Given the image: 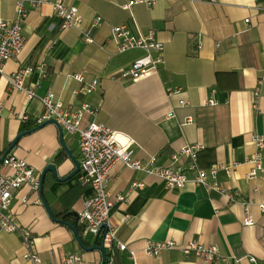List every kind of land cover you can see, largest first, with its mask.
Wrapping results in <instances>:
<instances>
[{
    "label": "crops",
    "instance_id": "0c3cea01",
    "mask_svg": "<svg viewBox=\"0 0 264 264\" xmlns=\"http://www.w3.org/2000/svg\"><path fill=\"white\" fill-rule=\"evenodd\" d=\"M54 1L28 6L22 29L26 45L16 60L6 64V74L26 66L41 67L26 78L37 96L28 99L0 78V152H6L23 123L37 122L44 112L40 98L49 92L71 109L89 104L94 112L85 114L84 124L99 121L130 135L136 159L156 157L158 165L168 166L173 152L186 144H201L202 167L230 169V173L220 169L216 181L234 200L192 182L170 188L155 176L116 163L108 181L114 200L111 222L118 240L128 248L120 251L118 262L133 264L129 255L134 251L135 264H207L179 249L163 251L159 257L144 253L148 242L174 239L179 244L198 240L217 245L220 254L230 258L219 264H264V211L259 208L264 202V171L254 178L247 176L253 169L249 159L256 151L252 135L264 138V83L258 106H253L254 90L264 77V0H145L128 10L124 5L132 0H69L84 20L68 29H61ZM15 3L0 0L1 18H16ZM97 18L99 24L92 26ZM121 25L135 36L153 31L164 43L158 74L138 79L122 76L144 51H119L113 30ZM77 73L86 81L99 79L100 85L87 93L83 83L71 77ZM212 100L215 104L209 103ZM24 115L30 119L23 120ZM59 135V127L47 124L22 136L11 153L25 159L37 175L54 163L65 178L75 164ZM62 136L80 161L79 135L63 129ZM134 182L144 185L132 190ZM78 183V174L59 181L51 172L45 175L44 199L64 222L51 218L39 189L27 185L14 193L11 205L16 220L32 229L42 264H68L67 255L72 253L82 257L80 264L102 263V252L84 250L67 224L75 221L70 212H81L94 194L91 188H82L68 209L62 197ZM247 204L255 220L252 226L243 222ZM83 238L86 247L101 243V238L90 234ZM24 253L20 233L0 229V264H29Z\"/></svg>",
    "mask_w": 264,
    "mask_h": 264
},
{
    "label": "built area",
    "instance_id": "2783aa9c",
    "mask_svg": "<svg viewBox=\"0 0 264 264\" xmlns=\"http://www.w3.org/2000/svg\"><path fill=\"white\" fill-rule=\"evenodd\" d=\"M68 1L55 0L52 3L55 16H58L62 21L61 29L79 27L84 20L78 7ZM206 1L210 3L217 2V0ZM45 2L47 0H17V3H15L17 12L15 19L9 21L0 16V78H6L11 90L25 94L28 99L35 98L37 94L34 87L26 83V78L36 68L41 69V67L26 66L6 74V64L10 60H16L26 45V37L22 29L23 22L29 12L28 6L35 8ZM144 2L146 1L132 0L124 5V9L128 10L132 5ZM147 4L151 5L152 3L147 2ZM246 21H249V19ZM98 24L99 18L92 22V26ZM113 32L120 52L131 49H142L144 51L143 56L136 59L129 68L122 71L123 77L138 79L159 73L160 65L164 62V43L157 39L153 31L142 36H135L128 27L121 25L115 27ZM71 77L83 83V88L87 93L95 91L100 85L99 79L93 78L86 81L82 73L73 74ZM263 83L264 77L258 80L257 87L254 90V108L258 106ZM40 100L44 112L37 119L38 124L49 119H55L63 129L79 135L80 172L78 173V182L81 186L89 187L94 192L91 197L85 200L84 207L79 212V223L84 225V234L89 233L99 238L103 236L106 252L111 254L105 264H117L114 256L115 251L128 249L125 243L118 240L117 228L111 222L114 200L108 189V181L115 164L118 162H122L133 170L155 176L163 180L170 188H183L192 182L203 185L208 190L219 191L227 196L229 200H234L232 193L216 181L220 169H225L227 173H230V169L222 165H213L209 168L202 167L198 161V154L203 147L201 144L193 143L182 146L178 151L172 153L170 157L172 164L168 166L158 165L156 157L142 161L134 157V140L130 135L115 130L105 123H99V121L84 124L85 114L94 112L89 104H83L80 109H71V107H65L53 92L47 93ZM209 103L215 104V101L212 100ZM29 119L28 115L23 116V120ZM251 140L255 144L256 151L253 157L249 159L253 169L247 176L254 178L259 172L264 171V138L259 134H253ZM39 176L36 174L35 168L30 166L25 159L19 158L13 153H9L0 163V229L20 233L25 248L23 258L29 264H42V259L36 251L35 236L31 231L32 229L20 225L16 220L11 204L17 190H21L27 185L32 186L34 190H38L40 186ZM142 185H144L143 182H134L131 189L133 190ZM118 199L122 200L123 198L119 196ZM259 208L264 211V202L259 203ZM243 222L247 226H252L255 223L249 211V204L245 206ZM104 225H106V228H104ZM171 249H179L186 256L193 254L197 259L204 260L207 264H219L230 259L220 254L217 245H206L198 240H190L185 244H179L174 239L151 241L147 243L144 253L148 256L159 257L163 251H171ZM67 256L66 263L68 264H80L82 262V257L76 253ZM129 256L135 264L134 251H130ZM251 260L255 262L256 258L252 257Z\"/></svg>",
    "mask_w": 264,
    "mask_h": 264
},
{
    "label": "water",
    "instance_id": "95a60500",
    "mask_svg": "<svg viewBox=\"0 0 264 264\" xmlns=\"http://www.w3.org/2000/svg\"><path fill=\"white\" fill-rule=\"evenodd\" d=\"M50 123H53L55 124L57 127H59V131H60V142L63 146V149H65L68 154L70 155V157L72 158L74 164H75V168H74V171L72 170L70 172V174L66 175L65 178H62L59 174V167L58 165L54 164V163H50L48 164L42 171L41 173V176L40 177V186H39V191H40V195H41V198L43 199V202H44V205L46 206L47 208V211H48V214L51 216L52 219L54 220H57V221H60V222H64V218H57L50 206H49V203H47V201L44 199V196H43V190H44V180H45V175L48 173V172H51L54 176V178L56 180H66V179H70L72 177H74L76 174H78L80 172V162L77 158L74 157V155L71 153V151L67 148V146L65 145L64 143V140H63V128L62 126L59 124V122H57L55 119H49V120H46L45 122H42L40 124H38L37 126H35L34 128H31L30 130H27V131H23L21 133H19V135H17L15 137V139L9 144L8 148L6 149V152L3 153V155L0 157V163L4 160V158L9 154L11 153V151L14 149V147L17 145L19 139L26 135V134H29V133H32L34 132L35 130H38L39 128L47 125V124H50ZM71 216H74L75 217V221L74 223H67L70 228L73 230L74 234L76 235V238H77V242L79 243V245L84 249V250H87V251H90V250H94V249H99L101 252H102V255H103V260H102V263L101 264H105V261H106V257H107V252H106V248L104 247V243H103V236L101 237V243L100 245L98 244H94L92 245L91 247H86L85 245V242L84 241V238L83 236L79 233V230L77 229L80 225L79 223V213L76 212V211H71L70 212ZM104 228H106V225H104ZM99 237H96V240H98Z\"/></svg>",
    "mask_w": 264,
    "mask_h": 264
},
{
    "label": "trees",
    "instance_id": "16d2710c",
    "mask_svg": "<svg viewBox=\"0 0 264 264\" xmlns=\"http://www.w3.org/2000/svg\"><path fill=\"white\" fill-rule=\"evenodd\" d=\"M38 125V122H27V123H23L22 127H21V132L24 130H30L31 128L35 127ZM4 152H0V157L3 155ZM81 188V189H80ZM82 188H84V186H81L79 183L76 186V188L70 190L69 192H67L63 197H62V201H64V203H66L68 205V209L71 206V201H75L76 198H78V196L82 193ZM68 213V210H66L62 215ZM79 230V233L83 236L84 235V225L80 224L79 227L77 228ZM120 251L116 250L114 253L115 256V260L117 264H120L117 260L118 256H119ZM111 254L107 253V260L110 258ZM107 263V262H106Z\"/></svg>",
    "mask_w": 264,
    "mask_h": 264
},
{
    "label": "rangeland",
    "instance_id": "374dc122",
    "mask_svg": "<svg viewBox=\"0 0 264 264\" xmlns=\"http://www.w3.org/2000/svg\"><path fill=\"white\" fill-rule=\"evenodd\" d=\"M89 234V233H88ZM90 236H92L91 234H90Z\"/></svg>",
    "mask_w": 264,
    "mask_h": 264
}]
</instances>
